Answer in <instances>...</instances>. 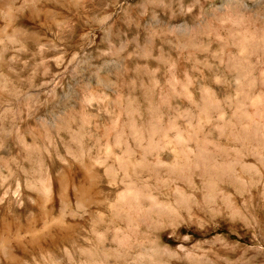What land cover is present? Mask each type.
Returning <instances> with one entry per match:
<instances>
[{
  "label": "rangeland",
  "instance_id": "1",
  "mask_svg": "<svg viewBox=\"0 0 264 264\" xmlns=\"http://www.w3.org/2000/svg\"><path fill=\"white\" fill-rule=\"evenodd\" d=\"M0 264H264V0H0Z\"/></svg>",
  "mask_w": 264,
  "mask_h": 264
},
{
  "label": "bare ground",
  "instance_id": "2",
  "mask_svg": "<svg viewBox=\"0 0 264 264\" xmlns=\"http://www.w3.org/2000/svg\"><path fill=\"white\" fill-rule=\"evenodd\" d=\"M242 132V131H241ZM247 133H248V131H247ZM240 135H241V133H240ZM239 135V136H240ZM242 135H244L243 133H242ZM246 135H248V134H246ZM253 135H256V134H253ZM243 137V136H242ZM241 138V137H240ZM239 137H238V139H237V141L240 139ZM244 139V138H243ZM252 139V138H251ZM241 142H243V141H241ZM240 143V142H239ZM244 143H246V142H244ZM241 145V144H240ZM201 148V147H200ZM199 148V149H200ZM206 151V150H205ZM198 152V151H197ZM200 152V153H199ZM198 153V155L196 156L197 158H195L196 160H195V166L194 167H190L191 169L192 168H196V166L197 167H199V171L196 173V171L194 170V172H195V174H199V176H201V177H204L205 179L206 178H209V179H212L213 178V176L212 175H215V177H218V176H221L223 173H224V175H225V172H226V170L225 171H223L224 169H228L229 167H230V165H229V167L227 168L226 167V165L224 166L223 164V162H221V164L223 165H221V164H219L218 165V167L217 166H215V165H213V164H210V163H208V162H206V160H207V158L205 157V156H208V155H205L204 154V152H201V149H200V151H199ZM209 153V152H208ZM207 153V154H208ZM205 155V156H204ZM210 156V155H209ZM211 157H212V155H211ZM201 158H202V161H201ZM206 158V159H205ZM193 162H194V160H192V164H193ZM185 163H187V162H185ZM187 164H190V162L189 163H187ZM191 164V165H192ZM209 164V165H208ZM226 164V163H225ZM182 165V164H181ZM180 165V166H181ZM186 165V164H185ZM232 165H233V163H232ZM184 166V165H183ZM190 165H187L186 167H189ZM222 166V167H221ZM126 167V166H125ZM179 167V166H178ZM177 167V168H178ZM180 168V167H179ZM182 168V167H181ZM230 168H232V166L230 167ZM241 168H242V166H241ZM248 168V167H247ZM246 168V169H247ZM185 169H187V168H185ZM177 170V169H176ZM182 171L180 172H178V170H177V172H174V173H176V175L177 174H179V177L181 176V175H183V173H185V171L186 170H183V169H181ZM193 170V169H192ZM245 170V169H244ZM223 171V172H222ZM243 171V170H242ZM187 172H188V170H187ZM189 173H192V172H189ZM185 176H186V173L184 174ZM189 176H191V174L189 175ZM196 176V175H195ZM198 176V175H197ZM210 176H212V177H210ZM177 177V176H176ZM187 177H188V175H187ZM186 177V178H187ZM224 177V176H223ZM180 178H183V177H180ZM222 178V177H221ZM215 179V178H214ZM214 179H212V180H214ZM218 179V178H217ZM181 180V179H180ZM188 180V179H187ZM204 180V179H203ZM233 180V179H232ZM189 181V180H188ZM206 181V180H205ZM210 181V180H209ZM232 183L234 184V185H236L235 184V180H233L232 181ZM236 183H237V181H236ZM203 185H206V194L209 196V198L210 197H213L214 195L216 196L217 194H218V192L216 191H214L213 189V186H211V184L210 183H208V184H203ZM239 187H241V186H239ZM240 190V189H239ZM178 193H180L179 195H178ZM176 195V197H178L177 198V200L178 199H180V200H184V202L186 201V202H188V203H184V205L182 204H179V203H181V202H183V201H176V203L180 206H182V208L184 209V211L186 212V213H190V211H191V208H190V205H192V203L190 202V201H187V199L190 197L189 195H186V194H181V192H178ZM183 193V192H182ZM207 195H205V196H207ZM220 195V194H219ZM83 196V195H82ZM207 196V197H208ZM206 197V198H207ZM175 198V197H174ZM191 198V197H190ZM189 198V199H190ZM204 199V198H203ZM155 205V204H154ZM177 205V206H178ZM156 206V205H155ZM177 206H175V207H177ZM153 207V205L152 204H149V208L151 209ZM159 209H161V207L160 206H157ZM163 210H165V209H163ZM162 213H163V216L164 217H167L168 218V220H173L174 221V211L172 212V214L171 215H169V214H167L166 212H164V211H161ZM178 212V211H177ZM154 213H155V211H154ZM169 213V212H168ZM159 214H161L160 212H159ZM177 219V218H176ZM125 221V220H124ZM106 261V260H105Z\"/></svg>",
  "mask_w": 264,
  "mask_h": 264
}]
</instances>
